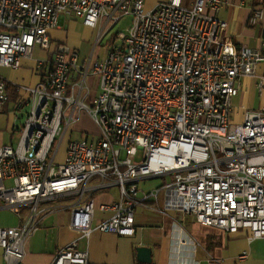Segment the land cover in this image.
Masks as SVG:
<instances>
[{"label": "built area", "instance_id": "2783aa9c", "mask_svg": "<svg viewBox=\"0 0 264 264\" xmlns=\"http://www.w3.org/2000/svg\"><path fill=\"white\" fill-rule=\"evenodd\" d=\"M226 4L165 0L146 9L144 0H0V66L12 69L35 47L50 50L62 15L90 28L103 24L97 41L109 24L129 20L104 59L78 64L75 49L54 43L51 67L38 84L11 83L18 92L12 110L26 111L17 144L0 145V208L19 220L0 227L6 264H24L25 242L48 214L67 210L70 227L86 240L95 230L129 237L135 210H158L153 202L160 195L165 209L202 225L264 239V107L244 108L230 121L242 77H255L264 96V73L257 74L264 42L252 50L224 39L226 24L216 14ZM249 23L264 25V10L253 8ZM44 63L37 60V67ZM90 75L97 76L93 98ZM7 83L0 77V112L9 103ZM83 110L99 137L69 140L56 163L60 142ZM150 178L165 181L139 189ZM114 184L118 200L99 206L111 214L92 226V194ZM61 198L64 204H48ZM52 264H90L88 250L72 242Z\"/></svg>", "mask_w": 264, "mask_h": 264}, {"label": "crops", "instance_id": "0c3cea01", "mask_svg": "<svg viewBox=\"0 0 264 264\" xmlns=\"http://www.w3.org/2000/svg\"><path fill=\"white\" fill-rule=\"evenodd\" d=\"M144 1L145 8L151 9L157 3L165 0H157L153 4H150V0L148 3H146V0ZM193 1L183 0V3L185 6H191ZM225 1L227 4L216 14L226 24L222 32L223 38L232 42L236 48L259 49L262 42H264V25L259 23L251 25L249 18L253 8L259 7L264 10V0ZM70 18L77 19L72 15L60 16L57 27L50 32L51 41L55 30L68 28L66 22ZM54 43L65 44L63 42ZM46 57L41 59L45 61L44 65L37 67V60L40 58H34L33 51L31 58L22 59L21 66L18 69L10 68L18 72L14 79H7L2 75L0 77L12 84L35 86L51 67L48 62L51 59L50 51ZM260 65L257 68L258 75L264 73V66L260 67ZM251 78L242 77L240 79L239 92L245 89ZM97 93L98 90L95 94L90 90V98H93ZM8 104L12 108V103H7L5 107ZM19 128L14 127L12 129L9 144L12 143L13 133L19 132ZM96 181L97 179H94L92 183ZM139 183V189L150 190L141 187ZM118 198L119 188L115 184L92 194L95 206L92 226H96L111 214L109 211L100 210L99 206L101 204H112ZM64 203V199L61 198L48 204L60 205ZM153 204L158 210L147 207H139L135 210L134 235L129 237L95 230L86 240L80 236V232L70 227V213L67 210L48 214L41 224L54 228L53 233L56 236L50 241V245L53 246L54 250L47 251L45 247L49 243H42L34 235L35 232L34 237L33 235L30 237H33L34 248L37 250L35 249V253L31 251L26 253L25 251L23 262L24 264H52L59 249L76 242L79 249L88 250L90 264H264V239L249 240L248 234L243 231L228 234L217 227L202 225L193 216L183 215L176 210L165 209L162 195ZM0 210L8 209L0 208ZM7 220L8 225L0 227H15L19 224V220L11 218ZM140 248H144L141 253L139 252ZM242 254H246V257L240 258ZM0 264H6L1 248Z\"/></svg>", "mask_w": 264, "mask_h": 264}, {"label": "rangeland", "instance_id": "374dc122", "mask_svg": "<svg viewBox=\"0 0 264 264\" xmlns=\"http://www.w3.org/2000/svg\"><path fill=\"white\" fill-rule=\"evenodd\" d=\"M149 0H146L148 3ZM157 0H150V4L156 3ZM128 18L121 19L116 25L111 28V24L106 27L105 33L97 41L98 34L102 29L103 24L97 26L96 28L85 27L83 23L79 20L68 19L67 29L55 30L52 35L51 48L54 47V42H63L70 47L75 48L79 53L78 64L87 63L90 55L92 60L95 59L102 60L106 57L109 48L120 45L119 32L123 31L128 23ZM49 51L41 50L39 47L34 49V58L45 59L48 56ZM264 66V62L261 63L260 67ZM18 72L13 71L8 67H0V75L7 77V79H14ZM257 79L251 78L245 89L241 90L237 96L232 99L231 106V116L230 121L240 119V112L242 109L257 110L260 107H264V96L258 94L255 83ZM89 88L93 94L98 90L97 86V76H88ZM262 107V108H263ZM9 104L5 107L4 111L0 112V145L7 142L9 144L10 134H12V129L14 127H20L25 119V111L23 108L21 110H12ZM261 109V108H260ZM9 110V111H8ZM99 137V127L95 122L89 117L86 110H83L79 115L76 113V121L70 126V128L65 133L56 156V163H61L64 158L65 149L67 142L69 140H79L82 138H89L90 140H96ZM19 139V132L13 133L12 143L14 146L17 144ZM60 136L58 137V140ZM164 179L154 178L145 179L140 181L139 185L143 188L151 189L155 188L164 183ZM8 218L18 220L14 213L10 210H0V226L8 225ZM53 230V231H52ZM54 228L48 225H40L38 231L34 234L36 238L40 239L42 243H49L46 245L45 249L53 251L54 248L50 245V241L56 235L53 233ZM33 235V237H34ZM33 237L28 238L25 242V251L28 253L31 251L35 253L37 250L34 248ZM40 247V246H39ZM36 249V250H35ZM40 249V248H39ZM53 249V250H52ZM41 251V250H39ZM38 251V252H39Z\"/></svg>", "mask_w": 264, "mask_h": 264}, {"label": "trees", "instance_id": "16d2710c", "mask_svg": "<svg viewBox=\"0 0 264 264\" xmlns=\"http://www.w3.org/2000/svg\"><path fill=\"white\" fill-rule=\"evenodd\" d=\"M7 94H8V101L9 103H14L18 98V92L15 86L11 83H7L6 86Z\"/></svg>", "mask_w": 264, "mask_h": 264}, {"label": "water", "instance_id": "95a60500", "mask_svg": "<svg viewBox=\"0 0 264 264\" xmlns=\"http://www.w3.org/2000/svg\"><path fill=\"white\" fill-rule=\"evenodd\" d=\"M142 251H144V248H140V249H139V252H140V253H141Z\"/></svg>", "mask_w": 264, "mask_h": 264}]
</instances>
